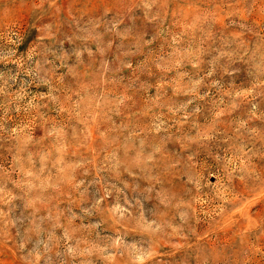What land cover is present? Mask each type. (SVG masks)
<instances>
[{
  "label": "rangeland",
  "instance_id": "rangeland-1",
  "mask_svg": "<svg viewBox=\"0 0 264 264\" xmlns=\"http://www.w3.org/2000/svg\"><path fill=\"white\" fill-rule=\"evenodd\" d=\"M0 264H264V0H0Z\"/></svg>",
  "mask_w": 264,
  "mask_h": 264
}]
</instances>
